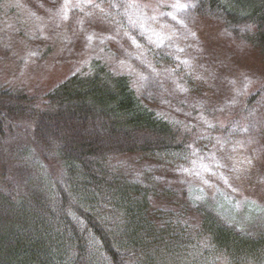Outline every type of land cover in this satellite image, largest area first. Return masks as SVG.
<instances>
[{"label":"trees","instance_id":"obj_1","mask_svg":"<svg viewBox=\"0 0 264 264\" xmlns=\"http://www.w3.org/2000/svg\"><path fill=\"white\" fill-rule=\"evenodd\" d=\"M187 2L183 14L218 21L264 63V0ZM121 3L118 17H124ZM155 46L152 52L170 51ZM170 60L185 78L183 65ZM129 74L92 58L44 91L0 86V264H180L182 253L204 238L224 264H264V230L242 233L208 210L194 231L179 218L157 219L155 176L134 177L115 163L129 156L132 165L179 167L198 153L194 131L148 104L161 90L159 79L141 73L137 89ZM263 105L264 73L208 133L220 141L264 137L254 129ZM208 256L184 264H204Z\"/></svg>","mask_w":264,"mask_h":264},{"label":"rangeland","instance_id":"obj_2","mask_svg":"<svg viewBox=\"0 0 264 264\" xmlns=\"http://www.w3.org/2000/svg\"><path fill=\"white\" fill-rule=\"evenodd\" d=\"M117 1L75 6L78 0H70L64 7L66 0H1L0 86L44 91L92 58L113 71L128 70L137 89L141 73L158 78L161 90L148 104L195 132L197 155L179 167L149 161L132 165L129 156L115 163L134 177L155 176L160 188L151 202L157 219L179 218L194 231L208 210L244 233L263 231L264 137L253 133L245 140L220 141L208 133L257 87L264 73L262 56L223 32L218 21L183 14L181 5L188 0H119L124 17L114 14ZM155 45L170 51L152 52ZM171 57L183 65L185 78L171 70ZM255 120L254 129L264 131V105ZM205 252L204 264H224L205 238L196 249L184 251L179 263L199 261Z\"/></svg>","mask_w":264,"mask_h":264},{"label":"snow or ice","instance_id":"obj_3","mask_svg":"<svg viewBox=\"0 0 264 264\" xmlns=\"http://www.w3.org/2000/svg\"><path fill=\"white\" fill-rule=\"evenodd\" d=\"M69 2H70V0H66L64 7H67V4ZM80 3H83L85 6H87V5L92 3V0H78L77 5H75V6H79ZM181 7H185V6L181 5ZM81 10H83V8H81ZM64 18L66 19L67 17L65 16Z\"/></svg>","mask_w":264,"mask_h":264},{"label":"bare ground","instance_id":"obj_4","mask_svg":"<svg viewBox=\"0 0 264 264\" xmlns=\"http://www.w3.org/2000/svg\"><path fill=\"white\" fill-rule=\"evenodd\" d=\"M3 264H5V263H3Z\"/></svg>","mask_w":264,"mask_h":264}]
</instances>
